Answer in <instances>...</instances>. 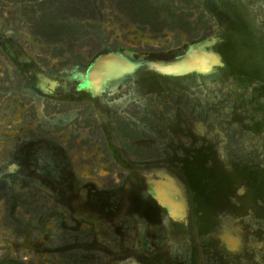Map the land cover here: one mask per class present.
I'll return each instance as SVG.
<instances>
[{
  "label": "rangeland",
  "instance_id": "1",
  "mask_svg": "<svg viewBox=\"0 0 264 264\" xmlns=\"http://www.w3.org/2000/svg\"><path fill=\"white\" fill-rule=\"evenodd\" d=\"M0 264H264V0H0Z\"/></svg>",
  "mask_w": 264,
  "mask_h": 264
},
{
  "label": "trees",
  "instance_id": "2",
  "mask_svg": "<svg viewBox=\"0 0 264 264\" xmlns=\"http://www.w3.org/2000/svg\"><path fill=\"white\" fill-rule=\"evenodd\" d=\"M173 21H175V20H173ZM200 23H203V22H200ZM200 23H199V24H200ZM185 25H186V24H185ZM196 25H197V26H195V27H193V28L191 29V34H192L193 36H196L198 32H201V31L204 30L203 27L198 26V23H197Z\"/></svg>",
  "mask_w": 264,
  "mask_h": 264
}]
</instances>
